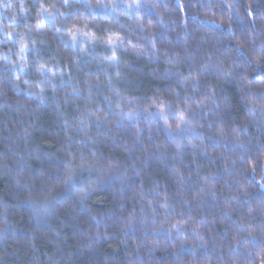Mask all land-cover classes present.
<instances>
[{"label":"trees","instance_id":"16d2710c","mask_svg":"<svg viewBox=\"0 0 264 264\" xmlns=\"http://www.w3.org/2000/svg\"><path fill=\"white\" fill-rule=\"evenodd\" d=\"M0 264H264V0H0Z\"/></svg>","mask_w":264,"mask_h":264},{"label":"snow or ice","instance_id":"6c2138e0","mask_svg":"<svg viewBox=\"0 0 264 264\" xmlns=\"http://www.w3.org/2000/svg\"><path fill=\"white\" fill-rule=\"evenodd\" d=\"M72 39L75 40L76 39V36L73 35ZM180 119L183 121V115L182 114L180 115ZM177 127H179V125H177Z\"/></svg>","mask_w":264,"mask_h":264}]
</instances>
